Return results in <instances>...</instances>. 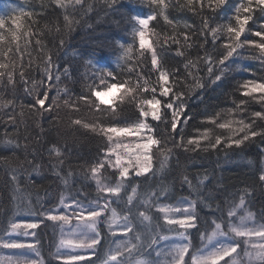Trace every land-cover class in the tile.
Instances as JSON below:
<instances>
[{"label": "snow or ice", "instance_id": "snow-or-ice-1", "mask_svg": "<svg viewBox=\"0 0 264 264\" xmlns=\"http://www.w3.org/2000/svg\"><path fill=\"white\" fill-rule=\"evenodd\" d=\"M136 2L138 4L147 3L149 9L147 13L140 11L134 15L129 13L127 16L131 25L132 41L134 43L138 38L139 48L144 50L139 53V56L144 59L138 60L141 67L136 72V82L132 83L129 80L109 84L107 83L108 77L115 79L113 70L100 67L95 76L102 84L106 85L104 91H98L89 85L91 96L96 97L99 103L88 101V98L83 94L73 100L72 94L64 89L67 96L63 100L65 107H74L77 101H86L100 113H108L112 117L107 122L102 120L83 122L81 119L72 121L74 125L96 133L105 140V144L99 149L97 156L88 164V171L84 176L86 180L95 182L96 196L91 197V194L81 187L76 195L65 197L62 193L58 204L53 202L52 206L43 208L41 212H36L30 199L31 194L26 185L22 186L23 181L20 177L22 173L29 172V170L38 171L39 164L34 163L37 157L35 150L29 153L27 145H25L24 162L19 168L9 170L10 178L5 181L4 186L11 192V201L16 202L15 212L17 214L27 213L34 219L32 222L23 224L16 222L14 218L10 219L8 227L3 229L8 238H0V247L26 249L39 256V249L34 244L21 242L13 238L11 233L20 232L24 236H37L35 231L29 233L27 230H36L43 225L45 229L52 227L54 231L56 229L60 231L61 238L56 245L55 259L61 264H77V262H82V264H158L157 260L148 257H151L153 252L157 257L161 255V252L156 250L160 240L168 242L169 255H171L168 264H221V262L223 264H244L242 260L238 259L241 252L248 258L247 264H264V165L257 169L258 176L251 184H246L242 189H237L236 192L226 195L224 201L216 203L214 208L207 201L213 200L215 197L211 194L204 197L200 191L202 187H206L204 182L209 180L207 174L202 177L198 174L195 185L185 175L182 183L193 189L198 199L180 198L175 204L164 202L168 199V193L164 189L147 193L143 200H136L137 188L133 186V182L137 181L139 177L144 176L147 179V174L152 170L154 148L163 157L160 162L161 169L173 155V148H183L185 151H196L197 148H200L198 139L190 138L186 144L178 142L176 139V136H179L183 141V133L177 131L178 126L187 125L193 117L187 116L185 112L187 102L184 99V92L180 88V70L178 68L171 70L166 67L169 53L175 59L176 57L184 58L189 49L202 50L204 55L199 60L204 62L211 83L217 86L224 85L229 79L228 73L232 70V66L237 65L233 54L237 53V49H243L244 45H250L260 50V56L255 58L259 59L264 67V0H246V2L245 0H235L234 3L231 0H196V3L199 4L198 9L194 5V0H186L184 4L178 6L181 9L186 8L193 11L200 17V23L195 27L185 24L184 27L187 31L183 33L176 31L174 19H171L167 14L171 0H136ZM52 3L58 9L63 10V26L61 27L57 23L55 27V31L61 34L58 43H52V47L57 52L49 49L46 54L44 72L50 83L28 104L29 109H33L40 117H43L44 113L54 111L53 105L59 107L56 97L50 99L49 92L60 81L59 75L53 77L52 74L53 67H59L53 57L57 55L60 48L65 46L64 35H69L76 25L87 24L84 17L89 12L95 11L94 3L89 0H52ZM116 4L117 0H104L105 7L101 10L107 12L108 9H111L113 13H118ZM254 4L258 9L255 16L253 15ZM41 8L43 10V5ZM226 8L228 11H225ZM13 12L16 14L8 18L0 15V44L5 42L8 44L6 49L0 48V55L8 61H0V70H3L0 71V81L6 77L7 85L14 87V75L19 67L20 81L25 84L27 94L32 95L35 90V82L33 81V89L26 87L28 81L25 79L24 65L22 63L17 65L9 54L14 53L22 57L29 49L30 37L35 38V45L41 50L47 45L40 38L42 33L33 31L34 26L39 27L38 22L33 19L39 13L34 9L26 12L24 8L13 9ZM221 13H224L225 23H217V17ZM76 16H80V19H75ZM158 17H161L165 24L173 27V32L167 35L163 41H161L159 33L155 34V44L160 46L159 50L154 47L153 43L146 40L150 33V22L157 21ZM24 18H27L30 23L25 24ZM88 27L91 28L92 25L88 24ZM246 27L250 35L245 34ZM5 32L8 33L10 39L5 35ZM242 35L243 40H241ZM222 36L225 37L224 42L218 43ZM252 37H259V42ZM22 40L23 45L20 43ZM13 43H15V49L11 46ZM113 46H117L121 52L118 62L123 60L126 64L131 58L133 44L114 41ZM104 47V41L98 42L96 48H93L89 55L94 57L96 52L103 50ZM210 47L215 52V56L209 52ZM145 51L150 53V66L148 58L145 57ZM240 54L237 53V55ZM87 62L89 65L93 64L92 60ZM196 66L197 61L190 58L184 60V71L188 75H193L191 69ZM244 70L248 71L249 68L245 66ZM63 73L67 75L69 68L64 67ZM153 75H156L155 83L159 85V91L156 86L149 87ZM170 78L175 87L169 85ZM193 79H196L194 75ZM130 84L131 86H128ZM204 86L205 84L197 81L196 87ZM115 88L123 89L124 95L131 97L129 103L135 104L136 112L121 115L123 109L118 113L115 107L111 109L100 107L107 103L100 98L105 92H110ZM240 88L243 89L241 92L243 97H253L254 93H260L257 102L264 101V82L249 79L241 84ZM57 91L59 94V89ZM157 92L160 98H157ZM144 93H149L151 98L145 97ZM253 98L255 99V97ZM46 101H48L47 105ZM248 103L244 99H240L238 103L234 100L235 109L227 111L229 113L234 110H239L241 113L246 112L247 108L242 106ZM162 105L163 111H161ZM0 108L11 109V111L6 110L0 114V120L7 117L6 120H3L5 135L7 136L8 125L18 131L14 100L0 98ZM169 114L171 118H169ZM219 118L220 113H217L215 117H208L210 123L219 129L228 130L230 135L227 139L222 134L217 135L214 143L209 141L208 147L201 150L207 151L209 147L216 149L222 143L227 148H232L233 145L235 148H241V146H246V142L254 143L257 137L261 144H264V108L252 111L250 117L247 118L248 122H245V118L242 116L238 120L217 123ZM233 125H238V127H233ZM37 126L39 127V124ZM208 131V129L205 130L202 139L209 140ZM240 133L243 135H239ZM129 138L135 139L130 140ZM169 142L172 147H168ZM4 143L11 145L12 140H5ZM49 143L51 146L46 149L47 154L49 157H55L54 162L49 161L50 170L67 188L70 181H73L74 174L70 169L65 172L63 168L66 149L55 142ZM19 147L20 145L17 143L12 151L15 152ZM261 151L264 152V148ZM29 155L32 156V159H28ZM29 178L31 179V176ZM44 178L43 176L39 177V179ZM257 186H260L259 196L262 199L259 212L254 213L251 208L256 206ZM128 188H131V194H128ZM122 192L125 194L126 200L121 195ZM134 200H136L135 203ZM198 202L211 209L208 214L212 217L210 221L207 218L202 219L198 214L196 210ZM113 204L123 205L121 210L123 214L118 213L117 209L112 207ZM153 209H155L154 212ZM21 219H25V217L21 216ZM153 219L163 220L164 225L168 226V235H153L156 227H160V225H153ZM146 221L147 224H145ZM49 222L52 223L49 224ZM102 224L107 225V233L100 227ZM209 229H211L210 233ZM106 236L113 238L111 243L105 239ZM196 236L200 237L203 247L197 248L193 243ZM105 244L108 245L106 251ZM112 244H115V247ZM63 248L80 249L81 251L62 253L61 249ZM190 248L193 249L191 253H189ZM186 256L189 259H185ZM23 264H43V261L25 260Z\"/></svg>", "mask_w": 264, "mask_h": 264}, {"label": "trees", "instance_id": "trees-1", "mask_svg": "<svg viewBox=\"0 0 264 264\" xmlns=\"http://www.w3.org/2000/svg\"><path fill=\"white\" fill-rule=\"evenodd\" d=\"M89 2L94 3L95 11L89 12L84 17L87 24L81 23L76 25L69 35H64L63 38L66 41L65 46L60 48L57 55L53 57L59 67H53L52 74L53 77L59 75L60 81L49 92V97L50 99L56 97L59 107L57 108L56 105H53L54 111L44 113V116L40 117L33 109H29L28 104L35 99L38 93L47 88L50 83L44 72L46 66L45 59L49 49L57 52L52 47V43H58L60 38L61 34L55 31V27L57 23L61 27L63 26V10L58 9L52 3V0H0V15L6 18L16 14L13 12V9L19 10L20 8H24L26 12L34 9L39 13L38 16L33 17L39 26L38 28L34 26L33 31L41 32L42 35L40 38L47 45L46 48L41 50L35 45V38L30 37L31 44L28 51L22 57L14 53L9 54L10 58L15 60L17 65L21 63L24 65L23 71L26 74L25 79L28 81L26 87L33 89V81L35 82V90L32 95L27 94L25 84L20 81L19 67L14 75V87L7 85L6 77L0 81V98L3 100H14L18 121V131L13 130L11 125H8L6 136L3 120H6L7 117H3V120H0V238L4 239L7 237L3 229L8 227V221L10 219L14 218L16 222H32L34 219L28 216L27 213L17 214L15 212L16 202L11 201V192L4 186L5 181L10 178L9 170L19 168L24 162L25 145H27L29 153L35 150L37 157L34 163L39 164L38 171L29 170V172L22 173L20 177L23 181L22 186L26 185L31 194L30 199L33 202V207L36 212H41L43 208L52 206L53 202L58 204L59 197L62 193L65 197L76 195L81 187L89 192L91 197L94 198L96 196L95 182L86 180L84 176L88 171V164L97 156L99 149L105 144V140L96 133L86 130L81 126L74 125L72 121L81 119L83 122H99L101 120L107 122L112 117L108 113H100L86 101H77L74 107H65L63 100L67 96L64 93V89H67L72 94L73 100L83 94L88 98V101L99 103L96 97L91 96L89 85L98 91H104L106 85L102 84L95 76L100 67L113 70L115 79L108 77L107 83L109 84L129 80L135 83L136 72L141 67L138 64V60L144 59V57L139 56V53L144 50L139 48L138 38L133 43L131 25L128 22L127 16L129 13L134 15L140 11L147 13L149 9L147 3L138 4L136 0H117L116 7L118 8V13H113L111 9H108L107 12L101 10L105 7L104 0H89ZM185 2L186 0H171V6L167 9V14H169L171 19H174L176 31L181 33L187 31L184 27L185 24L195 27L200 23V17L193 11H189L186 8L181 9L178 6ZM231 2L234 3L235 0H231ZM42 5L43 10L41 8ZM194 5L198 9L199 4L196 3V0H194ZM253 7V15L255 16V12L258 9L255 4ZM225 11H228V9L226 8ZM223 16L224 13H221L217 17V23H225ZM75 19L79 20L80 16H76ZM24 20L25 24L30 23L27 18H24ZM88 24H91L92 27L89 28ZM249 24L251 25L252 22L250 21ZM46 25L48 27H45ZM49 28L52 30L49 31ZM149 29L150 33L146 37V40L153 43L154 47L158 50L160 46L155 44V34L159 33L161 41H163L167 35L173 32V27L165 24L161 17H158L157 21L150 22ZM245 34L250 35L247 27ZM5 35L8 36V33L5 32ZM252 38L257 42L260 40L259 37ZM8 39H10V36H8ZM224 40L225 37L222 36L218 43H222ZM241 40H243V35ZM100 41L105 42L104 49L97 51L94 57L90 56L89 53L93 48H96L97 43ZM114 41L133 44V50L130 53L131 58L126 64L123 60H119L118 62V57L121 56V52L117 46H113ZM20 43L23 45V40ZM11 46L15 49V43ZM7 47V42L0 44V48L6 49ZM209 52L215 56V52L211 47L209 48ZM237 53L241 54L237 55ZM237 53L233 54V58H235L237 65H240V67L233 65L232 70L228 73L229 79L221 86L211 83L204 62L199 60L204 55L202 50L192 48L186 52L184 58L176 57L175 59L169 53L166 67L171 70L177 68L180 70V88L184 92V99L187 102L185 112L187 116L193 117L188 121L187 125L182 127L178 126L177 131L183 133V141L180 140L179 136H176V139L178 142L184 144L190 138L198 139L200 148H197L196 151H185L183 148H173V155L169 158L168 163L163 169L160 168V162L163 160V157L154 148L153 167L147 174V179L141 176L137 181L133 182V186L137 188L136 200H143L146 198L147 193L152 191L158 192L161 189L166 190L168 193V199L164 201L168 204H175L180 198L197 200L196 192L190 189L187 184L182 183L183 178L187 175L192 180L193 185H195L198 174L201 177L207 174L209 180L204 182L206 187H202L200 191L204 197H207L209 194L215 197V199L207 201L214 208L216 203H222L224 201L226 195L236 192L237 189H242L246 184H251L258 176L257 169L264 165V152L261 151L264 148V144H261L259 137L255 138L254 143L249 144L246 142V146H241V148H235L234 145L232 148H227L222 143L216 149L209 147L207 151L201 150L208 147L209 141L214 143L217 135L222 134L225 139L230 135L228 130L219 129L210 123L208 117H215L217 113H220V118L217 120V123L225 122L226 120H238L242 116L245 118V122H248L247 118L250 117L252 111L264 108V101L257 102L261 95L260 93L253 94L255 99L253 97H243L241 95L243 89L240 88V85L249 79L264 82V67H262L261 61L255 58L260 56V50L250 45H244L243 49H237ZM145 57L148 58L150 66V53L145 51ZM186 58L197 61V66L191 69V72L196 77L195 80L193 79V75H188L184 71V60ZM88 60H92L93 64L89 65ZM0 61L8 62L2 55H0ZM245 66L249 68L248 71L244 70ZM64 67L69 68L67 75L63 73ZM151 79L152 83L149 87L156 86L159 91V85L155 83L156 75H153ZM197 81L205 84V86L202 88L196 87ZM169 85L173 86L171 78ZM128 86H131V84ZM57 89H59V94ZM143 95L151 98L149 93H144ZM157 98H160L158 92ZM240 99L249 102L242 106L243 108H247V111L241 113L239 110H234L229 113L227 111L228 109H235L233 101L235 100L238 103ZM130 100L131 97L124 95V90L118 88V94L113 104H104L100 105V107L108 109L115 107L118 113L123 109L124 111L121 115H129L137 111L135 104L129 103ZM47 104L48 101H46ZM77 108L79 109L78 111ZM6 110L11 111V109L0 108V114ZM161 111H163V105L161 106ZM169 118H171L170 114ZM257 123L260 122L257 121ZM38 124L39 127L37 126ZM233 127H238V125H233ZM206 129L209 130V140L202 139ZM239 135L242 136L243 133ZM8 139L12 140L11 145L4 143ZM49 142H55L63 149H66L63 168L65 172L70 169L74 174V179L70 181L67 188H65L63 182L50 170L49 161L54 162L55 157H49L47 154L46 149L51 146ZM17 143H19L20 147L13 152L12 148ZM168 147H172L170 142ZM28 159H32V156L29 155ZM29 176H31V179ZM41 176L45 178L39 179ZM225 189L227 190L226 193ZM127 191L128 194H131V188H128ZM259 192L260 186H257L256 206L251 208V211L254 213H258L261 206L262 198L259 196ZM25 195L27 196V193ZM121 195L126 200L123 192ZM230 199L231 197L229 196ZM136 200H134V203ZM112 207L116 208L118 213L123 214L121 211L123 205L118 206L113 204ZM196 210L202 219L207 218L209 221L211 220L212 217L208 215L211 209L204 207L198 202ZM154 211L155 209H153ZM5 212H7V215H5ZM21 216H24L25 219H21ZM51 223L49 222V224ZM147 223L146 221L145 224ZM152 223L153 225H160V227H156L153 235H168V226L164 225L162 219L158 221L153 219ZM100 227L107 233L105 225L102 224ZM34 231L37 233V236H34V243L36 248L39 249V261H43V264H61L60 261L55 259L56 245L60 234L59 229L54 231L52 227L45 229L41 225L39 229ZM192 231L194 232V230ZM201 231L203 232V229ZM208 231L210 233L211 229ZM105 239L111 243L113 238L106 236ZM37 241L39 242L37 243ZM193 243L197 248L203 245L199 236L195 237ZM107 247L108 245L105 244V251ZM192 251L193 249L190 248L189 253ZM186 259H189V257L187 256Z\"/></svg>", "mask_w": 264, "mask_h": 264}, {"label": "rangeland", "instance_id": "rangeland-1", "mask_svg": "<svg viewBox=\"0 0 264 264\" xmlns=\"http://www.w3.org/2000/svg\"><path fill=\"white\" fill-rule=\"evenodd\" d=\"M118 94V88L112 89L110 92H105V94L100 98L105 100L107 103L105 105H112L116 96ZM130 140H134L135 138H129ZM114 159V158H113ZM110 215V213H109ZM18 223H29L26 221L23 222H18ZM73 223H75V221H73ZM106 226V232H108L107 229V225ZM21 232L23 230H20ZM29 233L33 232L34 230L32 229H28L27 230ZM12 237L15 239H18L21 242H26V243H31L34 244V236L32 235H28V236H24L21 235L20 232H15V233H11ZM131 235V234H130ZM119 236V233H118ZM8 237H5L4 239H7ZM61 236L59 234V238H58V242L60 240ZM113 247H115V244H112ZM36 247V245H35ZM203 247V245L201 246ZM200 247V248H201ZM156 250L161 252V255L159 257L156 256V253L153 252L151 257H148L149 259H155L158 261V264H168V261L171 260V255H169V251L170 249L168 248V242L166 241H161L159 242V244L156 246ZM74 251H81L80 249H72V248H63L61 249V252H74ZM239 251V249H238ZM93 259L95 257H92ZM143 258V257H140ZM187 258V256L185 257V259ZM242 261L245 263H247L248 258L245 257L243 255V253L240 255V257H238V259H241ZM25 260H37L38 256L35 252L33 251H29L26 249H8V248H4V247H0V264H23V261ZM77 264H82V262H77ZM221 264H223V262H221Z\"/></svg>", "mask_w": 264, "mask_h": 264}]
</instances>
